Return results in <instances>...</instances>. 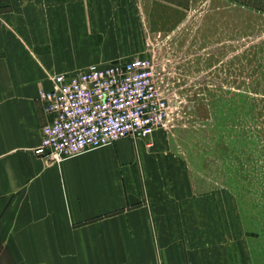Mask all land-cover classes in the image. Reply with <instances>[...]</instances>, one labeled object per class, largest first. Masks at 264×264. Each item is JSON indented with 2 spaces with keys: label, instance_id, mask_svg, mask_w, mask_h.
<instances>
[{
  "label": "crops",
  "instance_id": "0c3cea01",
  "mask_svg": "<svg viewBox=\"0 0 264 264\" xmlns=\"http://www.w3.org/2000/svg\"><path fill=\"white\" fill-rule=\"evenodd\" d=\"M146 3L0 0V264H264L227 187L177 180L162 129L56 162L32 152L47 120L38 90L135 57L137 15L160 12Z\"/></svg>",
  "mask_w": 264,
  "mask_h": 264
},
{
  "label": "rangeland",
  "instance_id": "374dc122",
  "mask_svg": "<svg viewBox=\"0 0 264 264\" xmlns=\"http://www.w3.org/2000/svg\"><path fill=\"white\" fill-rule=\"evenodd\" d=\"M153 4L160 12L137 15L142 44L134 56L151 60L168 103L160 154L179 181L227 187L241 225L261 239L264 0Z\"/></svg>",
  "mask_w": 264,
  "mask_h": 264
},
{
  "label": "built area",
  "instance_id": "2783aa9c",
  "mask_svg": "<svg viewBox=\"0 0 264 264\" xmlns=\"http://www.w3.org/2000/svg\"><path fill=\"white\" fill-rule=\"evenodd\" d=\"M49 80L48 90H38L47 120L32 149L47 162L168 125V103L148 58L89 64Z\"/></svg>",
  "mask_w": 264,
  "mask_h": 264
}]
</instances>
